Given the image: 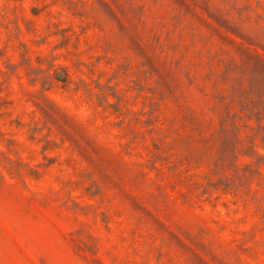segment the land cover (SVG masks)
<instances>
[{
    "label": "rangeland",
    "instance_id": "374dc122",
    "mask_svg": "<svg viewBox=\"0 0 264 264\" xmlns=\"http://www.w3.org/2000/svg\"><path fill=\"white\" fill-rule=\"evenodd\" d=\"M0 264H264V0H0Z\"/></svg>",
    "mask_w": 264,
    "mask_h": 264
}]
</instances>
